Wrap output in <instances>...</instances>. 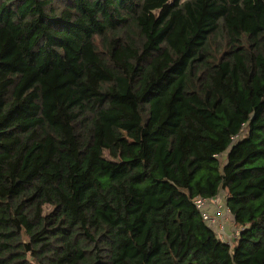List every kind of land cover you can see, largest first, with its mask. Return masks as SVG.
Here are the masks:
<instances>
[{"label":"trees","instance_id":"1","mask_svg":"<svg viewBox=\"0 0 264 264\" xmlns=\"http://www.w3.org/2000/svg\"><path fill=\"white\" fill-rule=\"evenodd\" d=\"M0 264H264V0H0Z\"/></svg>","mask_w":264,"mask_h":264},{"label":"built area","instance_id":"2","mask_svg":"<svg viewBox=\"0 0 264 264\" xmlns=\"http://www.w3.org/2000/svg\"><path fill=\"white\" fill-rule=\"evenodd\" d=\"M195 204L201 212L203 221L215 229L222 239L228 240L238 235L239 231H232V234L227 233L228 222L230 219L233 221V216L226 205V201L223 202L218 197L204 198L199 196L195 198ZM232 230L235 229L232 228Z\"/></svg>","mask_w":264,"mask_h":264},{"label":"rangeland","instance_id":"3","mask_svg":"<svg viewBox=\"0 0 264 264\" xmlns=\"http://www.w3.org/2000/svg\"><path fill=\"white\" fill-rule=\"evenodd\" d=\"M221 158H222V160H224L225 155H223ZM226 194L227 193L225 191H221V193L218 196V198H220L221 201L225 202L226 201ZM228 223H229L228 224V230H229V232H231V234H232V231H238L239 230V226H236V224L231 219L229 220ZM232 228H234L235 230H232Z\"/></svg>","mask_w":264,"mask_h":264},{"label":"crops","instance_id":"4","mask_svg":"<svg viewBox=\"0 0 264 264\" xmlns=\"http://www.w3.org/2000/svg\"><path fill=\"white\" fill-rule=\"evenodd\" d=\"M235 227H236V226H235ZM226 230H227V233H228V234L231 233V232H229L228 227L226 228Z\"/></svg>","mask_w":264,"mask_h":264}]
</instances>
